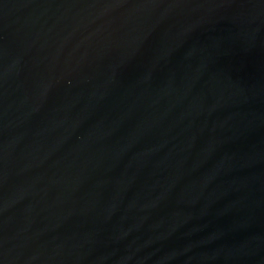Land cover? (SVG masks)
<instances>
[{
    "label": "water",
    "instance_id": "water-1",
    "mask_svg": "<svg viewBox=\"0 0 264 264\" xmlns=\"http://www.w3.org/2000/svg\"><path fill=\"white\" fill-rule=\"evenodd\" d=\"M0 264H264V0H0Z\"/></svg>",
    "mask_w": 264,
    "mask_h": 264
}]
</instances>
